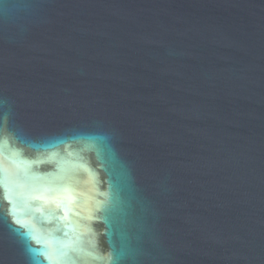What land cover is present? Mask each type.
Returning <instances> with one entry per match:
<instances>
[{
    "label": "water",
    "instance_id": "water-1",
    "mask_svg": "<svg viewBox=\"0 0 264 264\" xmlns=\"http://www.w3.org/2000/svg\"><path fill=\"white\" fill-rule=\"evenodd\" d=\"M0 264H264V0H0Z\"/></svg>",
    "mask_w": 264,
    "mask_h": 264
}]
</instances>
